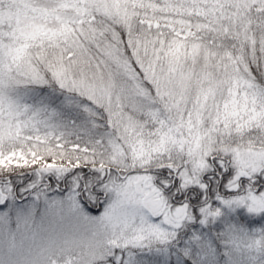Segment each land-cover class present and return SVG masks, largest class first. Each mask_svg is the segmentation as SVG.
I'll use <instances>...</instances> for the list:
<instances>
[{
	"label": "rangeland",
	"instance_id": "1",
	"mask_svg": "<svg viewBox=\"0 0 264 264\" xmlns=\"http://www.w3.org/2000/svg\"><path fill=\"white\" fill-rule=\"evenodd\" d=\"M259 1L0 0V167L34 172L19 196L0 184V264H264V87L243 61L184 60ZM107 19L155 31L125 33L140 69L112 32L93 44L105 75L74 70ZM39 52L54 54L38 59L45 72ZM27 139L95 154L94 191L77 175L62 183L80 154L47 159ZM212 161L231 171L224 192L250 182L194 210L179 190H205ZM162 169L175 174L160 181ZM54 172L57 185L23 197Z\"/></svg>",
	"mask_w": 264,
	"mask_h": 264
},
{
	"label": "trees",
	"instance_id": "2",
	"mask_svg": "<svg viewBox=\"0 0 264 264\" xmlns=\"http://www.w3.org/2000/svg\"><path fill=\"white\" fill-rule=\"evenodd\" d=\"M227 6L232 7L229 4H227ZM241 6H243V10L240 11V13H242V16L240 18H230L223 15L220 25L218 24L219 22L214 23L216 28L220 26L226 29V31H223L221 29H219L220 31H218L220 44L217 42L218 45H211L215 42L211 41L210 38L200 39L201 44L196 55L190 58L184 57V60H187V62L195 61L197 63L209 62L211 63V65L223 64L225 62H228V60L235 59L240 62L243 61L245 62V65L255 82L261 87H264V13H262L264 11V0L259 1V4L257 5L263 9L260 13H252V10H249L246 4L242 3ZM198 21L204 22L202 18H199ZM93 27L96 33L93 34L89 31L85 32V34H93V37H89L87 39L89 41H87L84 45L86 49V52H84L85 60L81 61L79 59H76V61H72L70 64V66L78 72L95 74L96 72L100 73L102 71L100 74L105 75L106 70L104 71L100 68L97 70L95 66L96 62L99 59H103V54L102 51L98 49L99 47H96L93 44L94 42L98 43V41L102 39H104V41H106L105 39H110L112 37V32H115L117 36H119L118 45L122 46L125 49V52L128 54L130 61L133 63V66H135L137 69H140L137 61L134 57H132L128 49L127 42L124 40L125 33H129V36H131L134 40L133 43H135V40L137 38L140 39L139 41H148L147 39L154 38L156 36L155 31H149L145 29V27L138 21L125 22L120 20L112 21V19H107L105 21L102 20V23H100V21H98L97 23L95 22ZM167 38H171V36H168ZM182 41L188 42L189 39H185ZM151 45L155 46L156 41L151 42ZM139 53L143 54V51H140ZM39 54L40 55L36 54V57H34L36 60L35 63L36 65L38 64L37 66L41 72H45V69L41 64H39V62L41 61H38V59H51L53 58L54 54L49 53V55H45L42 52H39ZM161 59L163 60V57ZM99 109V111H104L105 108L99 107ZM25 143L35 153L42 155L47 159L58 156H72L74 154H80L81 163L77 166H74L67 174L62 177V183L65 184L69 177L77 175L78 179L83 183V187L86 186L87 183H90V186L94 183L96 184L98 171L93 169L92 166H95L97 162L101 161V159H99L95 154H90L76 149H68V145L66 143L57 145L53 141L44 142L31 139L25 140ZM69 152H71L70 155ZM216 156L222 158L219 155V152ZM211 164L214 171H211L206 175L207 179L204 180L206 181L205 190L200 191L196 187L187 188L183 191L179 190L180 197L182 196V198L185 199V202L194 210L208 204L213 205L215 203V197H226L235 193H242L246 190V185H248L246 183L250 182L248 178H244V181H246V183L242 182L239 188H230L228 191L224 192L223 189L227 179L231 177V171H229L228 167L227 169L220 171V167L222 165L221 162L216 163L212 161ZM226 164L227 160L225 161V165ZM153 172L158 174L160 181L165 180V178L168 179L170 174H175L174 172L170 173L169 170L166 169ZM33 174V171L26 172V168L23 169L22 167L11 169H4L0 167V184L10 185L11 193L14 197H16L21 195L18 192L19 189L28 186L33 178ZM60 175L61 172L49 173L44 183H38L35 187L29 188L28 191L24 193L23 197L26 198L28 194L32 193L34 190L41 188L43 184H45V187L47 189L55 186V183H58L57 181L60 178ZM253 179L255 180L256 184L259 182H262L264 184V177L262 176H256ZM166 190L167 189H165V191ZM257 190H264V187H260ZM188 263H191V261H188Z\"/></svg>",
	"mask_w": 264,
	"mask_h": 264
},
{
	"label": "flooded vegetation",
	"instance_id": "3",
	"mask_svg": "<svg viewBox=\"0 0 264 264\" xmlns=\"http://www.w3.org/2000/svg\"><path fill=\"white\" fill-rule=\"evenodd\" d=\"M55 184L57 185V183H55ZM94 184H95V183H94ZM94 184H93V185H94ZM93 185H91V186L89 187V190H90V191H94ZM257 187H258V188H260V187H264V184H263L262 182H259V183H257ZM84 188H86V186H84ZM258 188H257V189H258ZM96 199H97V197H96ZM88 206L92 208V206H91L90 204H88ZM96 207H97V206H96ZM94 208H95V207H94Z\"/></svg>",
	"mask_w": 264,
	"mask_h": 264
}]
</instances>
